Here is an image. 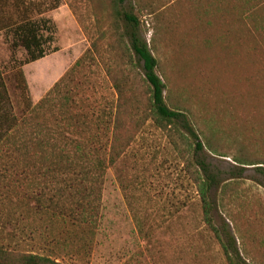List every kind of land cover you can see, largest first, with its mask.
<instances>
[{
	"label": "trees",
	"instance_id": "obj_1",
	"mask_svg": "<svg viewBox=\"0 0 264 264\" xmlns=\"http://www.w3.org/2000/svg\"><path fill=\"white\" fill-rule=\"evenodd\" d=\"M61 1L0 0V33L8 43L15 67L13 77L24 105L19 117L0 67L1 168L15 172L16 177L28 173L33 177L40 175L43 180L69 172L74 176L69 185L80 192L83 182L75 183V177L82 175L89 179L92 173L90 178L96 183L148 121L164 131L171 146L185 155L204 228L219 245L226 264H264V243L254 233L251 221L255 214V209L250 208L253 205L237 201L235 207L231 194L226 198V194H221L229 185L225 180L241 178L245 165H262L256 170L264 176V153L258 157L257 152L246 149L245 142H239L240 148L232 157L241 166L227 178H220L207 161L205 147L216 153L215 140L223 148H233L235 141L221 126L222 118L211 121L214 117L209 112L219 114L225 109L208 103L211 99L202 91L208 86L217 87L211 77L213 66H217L214 45L218 46L219 54L228 56L232 62L250 52L252 63L246 71L251 81L253 72L259 75V63L264 62V32L256 22L264 18V1L203 0L204 7L191 3L189 11L184 13L182 9L178 13L181 19L188 18V24L183 25L181 19L166 14L183 0H132L128 8L127 0H89L98 36L45 96L33 104L22 66L49 54L55 26L44 14L57 9ZM70 9L75 13L72 6ZM145 16L154 18L151 26L157 43L172 50L173 70H162L154 54L155 38L151 42L146 39L149 29ZM18 49L25 52L22 60L15 59ZM100 63L109 86L106 94H99L100 87L89 74L96 73L92 65ZM190 87L198 88L201 95L189 91ZM247 95L250 104L254 100L249 92ZM18 162L22 166H17ZM219 208L225 212V217L220 215L225 228L214 220V212ZM258 208L262 211V207ZM94 211V203L75 202V208L68 213L73 219L71 225L89 224ZM77 227L73 231L63 229L58 234H47L46 252L25 248L26 238L29 237L30 243L34 239L20 229L11 234L8 242L0 240V264H65L52 256L58 238L70 237L72 232L74 239H80V244L75 245L77 252L88 246L86 234L90 230L82 225ZM238 238L244 242L243 249L237 245Z\"/></svg>",
	"mask_w": 264,
	"mask_h": 264
},
{
	"label": "rangeland",
	"instance_id": "obj_2",
	"mask_svg": "<svg viewBox=\"0 0 264 264\" xmlns=\"http://www.w3.org/2000/svg\"><path fill=\"white\" fill-rule=\"evenodd\" d=\"M191 3L204 7L203 0H183L174 4L175 9L166 12L167 17L181 19L179 11L185 9L186 13ZM131 4L132 0L126 1L127 8ZM90 6L89 0H62L57 9L44 14L55 26L50 52L46 57L22 66L33 104L45 96L98 36ZM144 21L149 29L147 41L152 37L156 40L154 54L162 70H173L172 50L157 43V36L153 34V16H145ZM180 24H188V18L181 19ZM256 26L264 32V18L257 20ZM104 44L105 41L102 46ZM213 49L217 66H213L211 77H214L217 87L208 86L202 91L210 97L208 103H216V107L225 109L219 114L217 111L209 114L214 117L212 122L222 118L221 126L230 132L235 144L233 148H223L215 140L217 152L205 147V156L214 172L220 178H227L241 166L232 157L240 148L239 142H245L246 149L257 152L258 157L264 153V62L261 60V71L258 76L253 72L251 81L246 71L252 63L250 52L232 62L228 56L219 54L217 45ZM10 53L8 43L0 33V67L13 109L20 117L24 105L13 77L15 67ZM24 57L25 52L18 49L15 59L22 60ZM108 58L106 53L107 63ZM92 68L96 73L89 74L97 88L100 87L99 94L108 93L102 64L92 65ZM189 91L201 95L198 88L190 87ZM248 92L254 100L250 104L247 102ZM233 99L240 102L233 103ZM184 156L171 146L164 131L147 121L96 183L90 178L91 171L89 179L82 175L75 177V183L83 182L80 192L69 185L74 179L69 172L47 180L28 173H20L16 177L15 172L4 171L0 164V240L8 242L11 234L23 229L34 239L30 243L29 237L26 238L24 247H34L43 252L47 250L48 243L44 242L47 234H58L63 229L73 231L82 225L90 230L86 234L88 238L85 235L88 246L77 252L75 245L80 244V239H74L71 232L70 237L63 235L58 238L57 245H53L52 256L65 264H226L219 245L204 228L196 187ZM17 166H22V162H18ZM257 166L262 165H245L241 178L226 179L228 189L221 194H226L225 198L231 194L235 207L237 201H249L247 205H253L250 206L256 214L251 216L253 231L264 243V176L256 170ZM61 187L66 189L59 190ZM221 194L218 190V197ZM255 200L260 203H255ZM77 201L95 204L94 216L90 218L93 221L89 224L76 222L77 225H71L73 219L68 213L75 208ZM258 206L262 207V211ZM220 215L225 217L222 208L214 212L215 223L225 228ZM229 224L238 237L234 226ZM237 245L243 249L241 238L237 239Z\"/></svg>",
	"mask_w": 264,
	"mask_h": 264
}]
</instances>
